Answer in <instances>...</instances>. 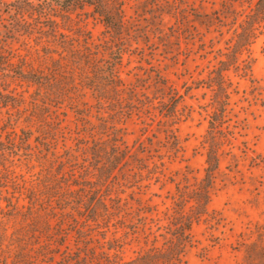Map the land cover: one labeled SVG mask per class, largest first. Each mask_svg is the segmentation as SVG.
I'll use <instances>...</instances> for the list:
<instances>
[{"label": "rangeland", "instance_id": "obj_1", "mask_svg": "<svg viewBox=\"0 0 264 264\" xmlns=\"http://www.w3.org/2000/svg\"><path fill=\"white\" fill-rule=\"evenodd\" d=\"M41 1L32 0L33 4ZM256 1L125 0L124 18L133 40L128 42L130 46L118 68L119 110L123 114L118 115L121 122L116 123L121 130L114 134L121 136L128 155L134 153L135 158L115 170L118 176L111 190L120 189V194L111 208L117 209L118 203L121 208L107 233L109 245L122 260L168 244L170 231L179 221L175 218V199L181 193L191 196L204 173V136L215 107L208 77L217 59L227 52L237 24L251 13ZM48 14L61 27L68 25L71 30L64 31L80 43L86 36V41L93 44L104 37V27L90 6L66 15L59 11ZM194 15H199L201 22ZM233 17H237L234 24ZM43 21L39 20L46 25ZM257 23V37L223 72L228 99L217 126L223 142L206 210L196 216L195 201L188 198L184 202L181 213L190 218L185 230L189 242L178 260L158 264H264V13ZM25 24L29 25L22 28L34 29L31 35L4 37L8 41L4 53H0V91L28 100L34 87L11 76V63L25 57L31 67L42 69L47 62L42 48H53L55 43L41 39L40 32L45 29L32 18ZM0 29L4 34L2 25ZM171 95L181 96L171 107L174 118L163 114L168 104L162 107L161 103H169ZM84 99L94 103L89 95ZM47 111L51 121L57 123V149L74 146L83 124L65 106L48 105ZM23 113L0 107V123L8 117L14 121L10 135L31 129ZM89 115L96 123V108L89 107ZM104 121L108 124L107 118ZM15 163L17 177L27 179L29 169ZM18 198L23 205V196ZM133 217L139 224L134 229L130 223L128 230L124 223ZM71 223L67 218L64 227L71 229ZM76 236L71 229L66 244L72 251L78 243ZM93 242L89 245L98 251V244Z\"/></svg>", "mask_w": 264, "mask_h": 264}, {"label": "trees", "instance_id": "obj_2", "mask_svg": "<svg viewBox=\"0 0 264 264\" xmlns=\"http://www.w3.org/2000/svg\"><path fill=\"white\" fill-rule=\"evenodd\" d=\"M124 4L125 0H43L37 4L32 0H13L8 4L0 1V25L5 30L1 34L0 29V53H4L7 34L31 35L32 27L22 28L29 25L25 24L27 18H32L38 27L45 29L40 32L42 40L55 43L53 48H42L47 57L42 69L31 67L25 57L11 63V76L34 87L28 100L0 91V107L24 111L25 118H28L26 123L31 126L18 135H10L15 127L12 117L0 123V264L173 262L178 260L189 242L185 230L190 218L181 213L182 205L191 198L195 201L196 216L206 210L223 142L217 130L228 99L223 72L236 63L240 51L257 37L256 24L264 13V0H257L251 13L239 21L230 37L232 42L227 52L223 58L217 59L216 67L208 77L215 107L204 136V173L191 196L181 193L175 199L178 206L175 218L179 221L170 231L168 244L161 249L150 248L127 261L109 245L111 240L107 236L110 225L117 220L115 214L121 208L120 203L116 205V208L119 206L117 209L111 208L115 197L120 194V189L111 190L118 176L115 170L135 158L134 153L128 155L121 136L114 134L121 130L116 123L121 122L118 115L123 114L119 110L121 79L118 68L130 46L128 42L133 40L132 30L124 18ZM83 6H90L104 27V37L97 44L86 41L87 36L81 43L76 41L70 36L72 34L64 31L71 30L68 25L61 27L48 14L59 11L66 15ZM194 16L201 22L199 15ZM39 20H44L46 25ZM236 20L237 17H233L231 23ZM86 95L94 99L92 105L84 99ZM173 95L169 103L161 102L162 107L168 104L163 114L171 118L176 117L171 107L181 98ZM48 105L65 106L83 124L84 129L74 146L62 145V151L57 149L58 127L49 117ZM92 106L98 112L94 115L96 123L88 118ZM175 142L173 139L171 145L174 146ZM15 161L29 169L27 179L17 177L20 175L13 169ZM62 167L66 169L62 170ZM19 195L23 196V205H19ZM71 211L75 212V217ZM67 218L78 238L74 251L66 244L71 231L64 227ZM138 220L133 217L123 225L128 226V230L131 225L136 229ZM91 242L98 244L100 249L96 251L89 245Z\"/></svg>", "mask_w": 264, "mask_h": 264}]
</instances>
